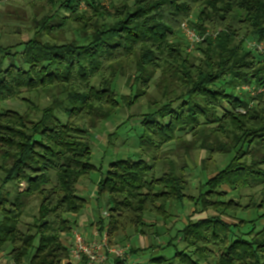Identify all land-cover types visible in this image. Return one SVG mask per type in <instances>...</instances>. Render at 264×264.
<instances>
[{"label":"trees","instance_id":"obj_1","mask_svg":"<svg viewBox=\"0 0 264 264\" xmlns=\"http://www.w3.org/2000/svg\"><path fill=\"white\" fill-rule=\"evenodd\" d=\"M44 2L53 15L48 13L35 38L11 47L0 40V251L9 249V260L17 264H71L67 242L90 206L80 188L99 170L92 163L90 134L120 109L114 84L129 67L131 106L149 94L158 74L157 87L165 90L160 109L143 117L141 149L159 154L178 142L188 156L200 148L209 153L201 161L204 170L217 155L232 160L201 183L196 196L190 195L189 163L178 170L171 161L170 171L159 177V157L153 165L143 157L112 162L97 187L96 202L105 205L94 224L99 233L108 230L115 246L131 232L144 234L147 217L167 222L171 206L187 201L196 210L177 237L185 251L172 261L264 264V94L246 90L264 85V52L258 48L264 46V0ZM103 19L114 22L101 24ZM68 21L87 38L85 44L43 40ZM186 23L198 43L185 35ZM50 90L65 100L56 96L39 110L40 120L2 107ZM246 190L260 192L262 201L254 193L244 204ZM33 199L39 200L38 214L26 224ZM250 211L257 216L239 217Z\"/></svg>","mask_w":264,"mask_h":264},{"label":"rangeland","instance_id":"obj_2","mask_svg":"<svg viewBox=\"0 0 264 264\" xmlns=\"http://www.w3.org/2000/svg\"><path fill=\"white\" fill-rule=\"evenodd\" d=\"M82 8L85 9V4L82 5ZM53 10L52 6L46 4L44 0H0L1 44L4 47H11L26 42L31 38H35L39 32L37 28L40 27V25L42 26L46 21L48 22V13L53 15ZM66 14L67 13L62 12L61 15L62 17H66ZM113 22L114 21L111 19H103L101 24H112ZM41 37H43V40L46 42H54L55 38H58L63 42L77 40L82 45L86 43L87 39L84 34L78 31L76 25L70 21H68L64 27L56 28L50 38L45 34ZM19 50H22V48H19ZM192 50L193 49L190 51ZM125 72L126 75L119 76L114 84V91L121 105L120 109L111 118L103 121L96 130L92 131L89 138L93 149L92 163L99 170L92 174L89 179L82 182L83 187L80 188L79 194L82 197L90 199V206L84 213L87 214L88 221L83 225L79 224V227L76 229L88 238H91L89 234L95 231L94 226H91V222L95 220V215L100 219V217H102L101 210L103 211V208H105V205L101 206V208L99 207L96 202V193L99 182L102 180V177L105 176L112 162L128 158L138 159L143 157L144 161L153 165V159L159 157L161 158V162L157 164L156 169L157 176L159 177L165 174V172L167 173L170 171L168 164L171 163V161L176 164V169L178 170H180V167L185 163H189L190 167L187 169L189 171L187 176L192 182L190 195L196 196L200 184L206 182L209 176H213L218 171L225 169L232 160V156L217 155L214 159L212 158V160L209 161L210 168L204 170L201 161L207 160L209 158V153L200 148L192 151L188 156L183 150L178 149L180 145L178 142L165 146L159 154H155L151 150L141 149L140 137L143 134V117L147 114L155 113L160 109L159 102L165 101V90L158 89L157 87V84L161 82V75L158 74L151 84L149 94L141 98L136 105L131 106L134 93V80L132 77L134 76V71L128 67L125 69ZM101 82L102 80L99 79L97 85ZM56 96L61 101L65 100V97L60 95L57 90H50L46 93L25 94L22 100L4 104L2 107L30 114L35 120H40L42 114L39 113V110L50 107L55 101ZM154 102L156 105L153 104ZM32 104H34V108H32ZM35 106L37 107L36 109ZM156 106L159 107L157 108ZM58 114L60 116L64 115L62 111ZM184 139L187 142H194V139L189 136ZM0 176L1 187V180L4 175L0 174ZM13 187L14 186L10 185L6 191L12 190ZM254 193L256 195L255 199L261 202L263 198L260 192L256 193V191L251 190H246L242 193V202L244 204L249 203V197ZM238 197H240V195H238ZM101 202L104 203V201ZM184 205L183 207V205L173 204L170 209L172 217L167 222H163L153 216L147 217L148 226L144 228V234L140 232H131L127 234L126 240L122 241L120 238L115 246L129 248V254H132V248H139L140 250H146V248H148V250L141 253L139 252V254L135 256L133 259L134 264H160L156 261H151L159 257L169 261L167 263L163 262L162 264H181L180 258L172 261L178 253L184 252L186 248L181 237L177 239L179 236L178 232L184 229L187 218L196 210L193 207L194 204L187 201ZM38 206L39 200L33 199L28 209V216L24 220L26 224L34 223V216L38 214ZM249 215L251 214L240 213L239 217L247 218ZM249 231L250 227L246 228L243 232L247 233ZM128 239L129 242L127 241ZM170 242L173 243L170 248L155 254L157 251L155 249L167 246ZM8 250L6 249L3 252L0 251L1 263L9 259L7 256ZM133 257L134 256H131V258ZM262 260L264 262V255ZM210 263L216 264L214 260H211Z\"/></svg>","mask_w":264,"mask_h":264},{"label":"built area","instance_id":"obj_3","mask_svg":"<svg viewBox=\"0 0 264 264\" xmlns=\"http://www.w3.org/2000/svg\"><path fill=\"white\" fill-rule=\"evenodd\" d=\"M182 29L192 44L199 42L200 38L187 23L182 26ZM258 48L264 52V46H259ZM246 90L252 96H258L264 94V85L261 88L249 87ZM104 215L109 217L108 213ZM98 236H100L99 239L90 240L82 232L75 230L67 242L70 250L69 262L71 264H118V262H120L119 264H132L129 248L111 246L108 230ZM0 264L17 263L8 259L5 263L0 262Z\"/></svg>","mask_w":264,"mask_h":264},{"label":"crops","instance_id":"obj_4","mask_svg":"<svg viewBox=\"0 0 264 264\" xmlns=\"http://www.w3.org/2000/svg\"><path fill=\"white\" fill-rule=\"evenodd\" d=\"M250 198V197H249ZM257 212H255V211H250L249 213H247V214H251V215H249L247 218L249 219V218H253V217H255V216H257V214H256ZM192 214V213H191ZM190 214V215H191ZM189 215V216H190ZM80 217H82V218H80ZM78 219H77V222H78V227H79V224L80 225H83L85 222H87L88 221V218H87V214H84V215H82V216H80ZM87 218V219H86ZM247 218H245V219H247ZM80 219V220H79ZM98 217L95 215V220L93 221V222H91V226H94V230L95 231H92L89 235H90V237L91 238H89L90 240H94V239H99L100 238V236H98L100 233H99V231H98V229H97V227L94 225V224H96L97 222H98ZM183 230V229H182ZM181 230V231H182ZM180 232V231H179ZM179 232H178V234H179ZM168 246V245H167ZM167 246H164V247H167ZM163 247V248H164ZM171 247V246H170ZM169 247V248H170ZM133 249V248H132ZM131 249V250H132ZM139 249V248H138ZM146 249H148V248H146ZM155 250H157L156 251V253L155 254H158V253H160L159 252V248L158 249H155ZM131 256H134L131 260H132V263L134 262L133 261V259L135 258V256H137V255H132V254H130ZM0 258H1V256H0ZM7 261V260H6ZM5 261V262H6ZM4 262V263H5ZM134 264V263H133Z\"/></svg>","mask_w":264,"mask_h":264}]
</instances>
